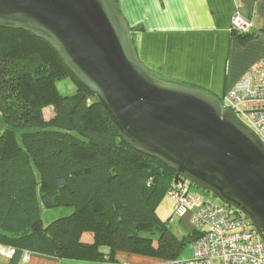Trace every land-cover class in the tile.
Segmentation results:
<instances>
[{"label":"trees","instance_id":"obj_1","mask_svg":"<svg viewBox=\"0 0 264 264\" xmlns=\"http://www.w3.org/2000/svg\"><path fill=\"white\" fill-rule=\"evenodd\" d=\"M68 79L78 95L56 91ZM0 112L1 244L60 258L171 260L202 235L190 228L178 238L157 215L176 171L132 148L55 48L22 29L0 27ZM59 207L73 212L45 224L41 210Z\"/></svg>","mask_w":264,"mask_h":264},{"label":"water","instance_id":"obj_2","mask_svg":"<svg viewBox=\"0 0 264 264\" xmlns=\"http://www.w3.org/2000/svg\"><path fill=\"white\" fill-rule=\"evenodd\" d=\"M0 27L48 41L132 148L237 208L264 240V142L216 94L148 70L117 0H0Z\"/></svg>","mask_w":264,"mask_h":264},{"label":"crops","instance_id":"obj_3","mask_svg":"<svg viewBox=\"0 0 264 264\" xmlns=\"http://www.w3.org/2000/svg\"><path fill=\"white\" fill-rule=\"evenodd\" d=\"M118 5L132 28L142 63L166 80L198 86L220 97L264 59V0H119ZM237 13L253 22L247 39L232 31ZM182 221L188 228L189 220ZM83 239L91 242L92 236L85 234ZM4 246L0 243V264H167L170 260L127 252H120L116 261L60 258L26 248H16L13 256H7Z\"/></svg>","mask_w":264,"mask_h":264},{"label":"built area","instance_id":"obj_4","mask_svg":"<svg viewBox=\"0 0 264 264\" xmlns=\"http://www.w3.org/2000/svg\"><path fill=\"white\" fill-rule=\"evenodd\" d=\"M253 27L252 20L240 13L232 20V31L248 34ZM221 100L264 142V59L248 68ZM190 187L185 180L168 192L174 200L171 221L187 218L202 235L193 243L191 257L171 259L167 264H264V240L251 220L233 206L201 193L190 194ZM15 249L4 246L2 252L13 256Z\"/></svg>","mask_w":264,"mask_h":264},{"label":"rangeland","instance_id":"obj_5","mask_svg":"<svg viewBox=\"0 0 264 264\" xmlns=\"http://www.w3.org/2000/svg\"><path fill=\"white\" fill-rule=\"evenodd\" d=\"M57 89V90H56ZM56 91H58L63 96H75L79 94V87L74 84V82L70 79L59 82L56 84ZM47 93H49L47 91ZM54 106L53 105H47L44 108V115L46 119H51L55 113H54ZM3 128V123L1 119V112H0V131ZM193 193H201L202 195L206 196L212 201L221 203V201L212 193V192H206L203 188L198 187L196 185H192L190 187V194ZM174 208V200L168 195L163 198L161 203L159 204L157 208V215L162 221L168 222L169 219L172 217V212ZM73 212V209L71 207H59V208H52V209H46L43 208L41 210V216L45 224H49L50 222L60 218L67 216ZM182 220L179 219H173L170 222V226L172 228V231L175 236L178 238H181L184 234L187 233L188 229L191 228L190 224L187 227L184 226ZM187 222V221H186ZM150 232L148 234H145L144 236L148 237L150 236ZM194 253V244L190 243L188 244L184 250L180 253L178 258H188L191 257Z\"/></svg>","mask_w":264,"mask_h":264}]
</instances>
